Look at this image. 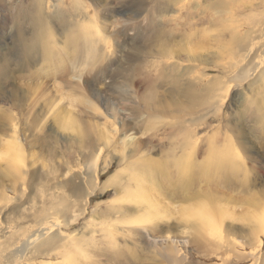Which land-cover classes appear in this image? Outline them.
Instances as JSON below:
<instances>
[{"label": "rangeland", "instance_id": "rangeland-1", "mask_svg": "<svg viewBox=\"0 0 264 264\" xmlns=\"http://www.w3.org/2000/svg\"><path fill=\"white\" fill-rule=\"evenodd\" d=\"M170 1L0 0V264H264V0Z\"/></svg>", "mask_w": 264, "mask_h": 264}, {"label": "bare ground", "instance_id": "bare-ground-1", "mask_svg": "<svg viewBox=\"0 0 264 264\" xmlns=\"http://www.w3.org/2000/svg\"><path fill=\"white\" fill-rule=\"evenodd\" d=\"M171 1H173L174 2V4H178V3H180L182 0H171ZM170 1V2H171ZM184 2H186V6H187V4L189 3V0H183ZM172 3V2H171ZM239 3V2H238ZM237 4V3H236ZM231 13V12H230ZM226 14V13H225ZM229 14V13H228ZM227 16V15H226ZM230 17L228 16L227 18H226V21L229 19ZM222 21V19L220 18V22ZM75 25V24H74ZM263 30H264V28H263ZM42 32H45L44 30L42 31ZM44 34V33H43ZM46 35V34H45ZM76 38V35L74 36V39ZM233 39H235V38H233ZM80 41H81V43L82 44H84V43H86V41H85V38H81L80 39ZM28 44V43H27ZM29 45V44H28ZM37 46V45H36ZM38 47V46H37ZM35 48V46H31V47H28V46H25V48H24V50H23V52H21V56H23V57H26V56H33V51H31L30 49H34ZM21 50V49H20ZM29 60H34L33 58H30ZM32 63V62H31ZM259 66H260V64H259ZM1 74H0V79H1ZM13 89V92L16 94V97H17V94H19V90L18 91H16L17 90V87L16 86H14V88H12ZM36 94V93H35ZM34 108V107H33ZM37 114H38V112H37ZM99 157V156H98ZM127 159V158H126ZM95 168V167H94ZM95 170H96V168H95ZM98 172V171H97ZM184 172V171H183ZM95 176V175H94ZM97 181V180H96ZM98 183V182H97ZM98 185V184H97ZM73 186V185H72ZM67 187H69V186H67ZM73 189V188H72ZM93 192V191H92ZM145 192V191H144ZM149 192V191H148ZM87 193V192H86ZM59 196L60 195H63L64 193L62 192V193H57ZM141 194H144L143 196L146 198V201H147V198L148 197H146V196H148L149 194H147L146 196H145V194L146 193H141ZM65 195V194H64ZM90 194H86V196L87 197H84V200H85V198H86V200L85 201H87V198H88V196H89ZM90 197V196H89ZM141 197V196H140ZM66 198V197H65ZM62 199V198H61ZM83 200V201H84ZM65 201V200H64ZM63 201V199H62V201H60V203L59 204H57L56 205V207H54V211H55V214L56 213H60V208L62 207L63 208V210H62V212L61 213H63V214H66V213H68L69 211H71V207H70V205H68L66 202H64ZM148 202V201H147ZM210 211H209V209H207L206 210V208L205 207H201L200 208V206L199 207H197L196 208V210H195V212H194V214H195V216L196 217H198V218H201L202 219V221H204V223L206 224V225H211V224H213L214 223V220L211 218V215H210V213H209ZM146 214V213H145ZM125 215V214H124ZM142 216H144V215H142ZM124 217V216H123ZM147 217V216H146ZM51 217H49L48 219H50ZM130 218H132V217H130ZM134 218V217H133ZM141 218V217H140ZM129 219V218H128ZM137 219V221H139V220H141V221H144V220H142V219H139L138 220V218H136ZM145 220H146V218H144ZM126 220V219H125ZM55 222L56 221H50L49 223L48 222H46V224H44V225H46V226H42V227H40V228H38V229H36V230H34V233L31 235V236H29V242L32 240V238L33 237H35L36 236V238L37 237H42V236H40L39 234V232H41V230H45V229H47V228H45V227H48L47 226V223H48V225L50 224V227H54V226H56L55 225ZM129 223V222H128ZM121 224V223H120ZM144 224V223H143ZM128 225V224H127ZM130 225V224H129ZM133 226V225H132ZM131 227V226H130ZM206 228V227H205ZM40 230V231H39ZM47 230H49V229H47ZM50 232V231H49ZM130 233H131V231H130ZM134 233V232H133ZM46 234V233H45ZM130 235V234H129ZM133 236V235H132ZM68 236H66V237H64V239H69V237L67 238ZM167 237V236H166ZM28 239V238H27ZM22 247V246H21ZM218 247L221 249V250H223V252L225 251L226 253H228V252H231L234 248H235V244L234 243H232L230 240H221L219 243H218ZM23 249V248H22ZM174 254V255H173ZM173 254H170V253H168V254H166L165 256H166V259L168 260V262L170 263V264H180V261H181V256L179 255V254H177L176 253V251H173ZM248 258L251 260V262H252V264H258V261L260 260V255H259V253H258V251H257V249L256 248H254L249 254H248ZM71 260V259H70ZM70 260L68 259V261L70 262ZM67 261V262H68Z\"/></svg>", "mask_w": 264, "mask_h": 264}]
</instances>
